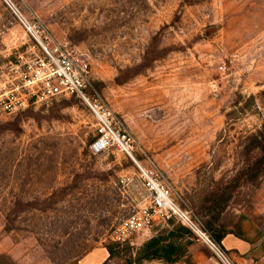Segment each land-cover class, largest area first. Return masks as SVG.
<instances>
[{
    "label": "rangeland",
    "instance_id": "374dc122",
    "mask_svg": "<svg viewBox=\"0 0 264 264\" xmlns=\"http://www.w3.org/2000/svg\"><path fill=\"white\" fill-rule=\"evenodd\" d=\"M10 1L87 55L135 157L155 161L215 239L238 230L264 240V0ZM38 54L0 0V95ZM96 138L76 94L11 114L0 106V264H75L100 247L112 252L105 264H194L182 256L200 240L177 218L119 238L152 200L135 163L114 145L95 151ZM155 237L183 254L147 257Z\"/></svg>",
    "mask_w": 264,
    "mask_h": 264
},
{
    "label": "built area",
    "instance_id": "2783aa9c",
    "mask_svg": "<svg viewBox=\"0 0 264 264\" xmlns=\"http://www.w3.org/2000/svg\"><path fill=\"white\" fill-rule=\"evenodd\" d=\"M5 1L34 39L39 54L33 64L26 63L21 83L12 91L0 95L1 108L11 114L36 101H44L57 95L76 94L96 119L97 138L92 148L101 151L114 145L130 158L137 166L142 183L152 200L151 208L131 214L120 224L117 230L119 238H130L132 234L150 226L156 217L164 222L177 218L196 239L207 245L215 264H239L223 244L209 233L201 217L182 206V196L175 191L173 183L155 161L151 160L150 164L145 165L135 157L134 136L93 84L87 55L57 41L50 33L40 32L10 0Z\"/></svg>",
    "mask_w": 264,
    "mask_h": 264
},
{
    "label": "crops",
    "instance_id": "0c3cea01",
    "mask_svg": "<svg viewBox=\"0 0 264 264\" xmlns=\"http://www.w3.org/2000/svg\"><path fill=\"white\" fill-rule=\"evenodd\" d=\"M217 240L223 244L239 264L264 262V240H256L248 234L239 233L238 230L220 233L217 235ZM110 256L107 248L100 247L84 255L75 264H105ZM182 257H189L194 264H215L211 251L207 245L200 241L191 242ZM186 262L179 261L178 264H188Z\"/></svg>",
    "mask_w": 264,
    "mask_h": 264
},
{
    "label": "trees",
    "instance_id": "16d2710c",
    "mask_svg": "<svg viewBox=\"0 0 264 264\" xmlns=\"http://www.w3.org/2000/svg\"><path fill=\"white\" fill-rule=\"evenodd\" d=\"M146 249L147 257H160L164 258L167 261H172V258L175 254H177V257H179L184 252V249H182V247L176 245L175 243H169L168 245H160V240L157 237L152 238L146 243Z\"/></svg>",
    "mask_w": 264,
    "mask_h": 264
}]
</instances>
